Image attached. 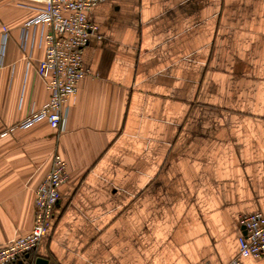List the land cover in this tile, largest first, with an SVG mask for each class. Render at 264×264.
Masks as SVG:
<instances>
[{
  "label": "crops",
  "instance_id": "0c3cea01",
  "mask_svg": "<svg viewBox=\"0 0 264 264\" xmlns=\"http://www.w3.org/2000/svg\"><path fill=\"white\" fill-rule=\"evenodd\" d=\"M36 7L0 0V247L31 230L33 191L57 151L68 180L35 259L236 258L239 217L264 215V0L98 4L82 51L88 74L60 133L45 120L19 127L49 98L35 71L40 28L20 45Z\"/></svg>",
  "mask_w": 264,
  "mask_h": 264
},
{
  "label": "built area",
  "instance_id": "2783aa9c",
  "mask_svg": "<svg viewBox=\"0 0 264 264\" xmlns=\"http://www.w3.org/2000/svg\"><path fill=\"white\" fill-rule=\"evenodd\" d=\"M24 1L35 4L37 14L22 26L21 49L26 46L29 30L33 34L37 27L40 28L43 56L37 62L35 71L49 92V98L40 109L31 111L19 127L26 128L45 120L51 129L60 133L64 130L68 104L76 95L77 84L88 74L82 65V51L96 30L88 21V15L106 0ZM3 32L6 33L5 28ZM67 180V164L54 151L49 171L33 191L31 230L0 247V264L25 263L22 261L25 255H33L32 260L35 259L41 240L48 234L53 209L59 199V187ZM239 225L242 234L238 238V254L227 264H241V259L249 257L264 258V215H241Z\"/></svg>",
  "mask_w": 264,
  "mask_h": 264
},
{
  "label": "water",
  "instance_id": "95a60500",
  "mask_svg": "<svg viewBox=\"0 0 264 264\" xmlns=\"http://www.w3.org/2000/svg\"><path fill=\"white\" fill-rule=\"evenodd\" d=\"M17 264H48V261L41 258H36L34 260L26 261L25 263H17Z\"/></svg>",
  "mask_w": 264,
  "mask_h": 264
}]
</instances>
